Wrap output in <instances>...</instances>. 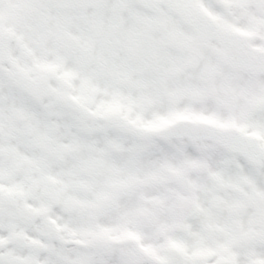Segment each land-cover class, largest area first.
<instances>
[{"label": "snow or ice", "instance_id": "1", "mask_svg": "<svg viewBox=\"0 0 264 264\" xmlns=\"http://www.w3.org/2000/svg\"><path fill=\"white\" fill-rule=\"evenodd\" d=\"M0 264H264V0H0Z\"/></svg>", "mask_w": 264, "mask_h": 264}]
</instances>
